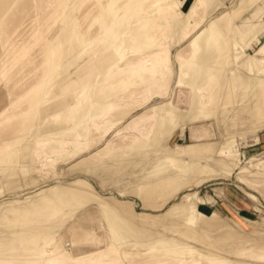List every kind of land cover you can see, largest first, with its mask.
<instances>
[{
	"label": "rangeland",
	"instance_id": "rangeland-1",
	"mask_svg": "<svg viewBox=\"0 0 264 264\" xmlns=\"http://www.w3.org/2000/svg\"><path fill=\"white\" fill-rule=\"evenodd\" d=\"M126 1L0 0V264H264V0Z\"/></svg>",
	"mask_w": 264,
	"mask_h": 264
},
{
	"label": "crops",
	"instance_id": "crops-1",
	"mask_svg": "<svg viewBox=\"0 0 264 264\" xmlns=\"http://www.w3.org/2000/svg\"><path fill=\"white\" fill-rule=\"evenodd\" d=\"M257 73H258V74H259V73H263V74H264V72H263V70H262L261 68H259L258 71H255L254 76H255V74H257ZM258 103H261V104L264 105V100H260V101H258ZM254 146H263V147H264V128L261 129V130L257 133V141L254 143ZM254 185H255V187H259V186L261 185V183H255ZM255 191H256V193H257V194L263 199V201H264V188H262V189H256Z\"/></svg>",
	"mask_w": 264,
	"mask_h": 264
},
{
	"label": "bare ground",
	"instance_id": "bare-ground-1",
	"mask_svg": "<svg viewBox=\"0 0 264 264\" xmlns=\"http://www.w3.org/2000/svg\"><path fill=\"white\" fill-rule=\"evenodd\" d=\"M130 1L131 0H127L126 2V6L127 7H129V4H130ZM115 3H116V0H109V3H108V10L109 11H114V5H115ZM161 9H159V11H160ZM236 62H237V66H243V64L241 63V59H236ZM241 68V67H240ZM243 69V68H242ZM178 252V251H177ZM192 255V254H191ZM194 255V254H193ZM189 257V256H188ZM183 261V260H182ZM184 264H188V262L186 263H184Z\"/></svg>",
	"mask_w": 264,
	"mask_h": 264
}]
</instances>
